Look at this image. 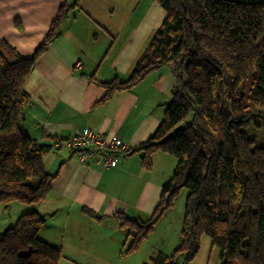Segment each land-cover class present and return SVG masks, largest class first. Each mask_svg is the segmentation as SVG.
<instances>
[{
  "label": "trees",
  "instance_id": "1",
  "mask_svg": "<svg viewBox=\"0 0 264 264\" xmlns=\"http://www.w3.org/2000/svg\"><path fill=\"white\" fill-rule=\"evenodd\" d=\"M78 1L61 6L32 58L0 42L1 206L36 204L51 191L56 174L43 163L51 148L33 142L22 127L25 85ZM155 2L164 19L128 78L97 83L105 102L164 66L175 78L160 124L133 152L141 153L146 169L156 152L173 156L176 166L150 219L116 216L130 232L126 252L138 249L185 188L180 244L144 264H191L203 237L218 249V264H264V145L247 133L249 118H262L264 141V2ZM45 221L36 212L23 214L0 233V264H59L60 249L38 239Z\"/></svg>",
  "mask_w": 264,
  "mask_h": 264
},
{
  "label": "crops",
  "instance_id": "2",
  "mask_svg": "<svg viewBox=\"0 0 264 264\" xmlns=\"http://www.w3.org/2000/svg\"><path fill=\"white\" fill-rule=\"evenodd\" d=\"M73 2L0 0V40L11 43L23 57H31L61 6ZM142 3L79 0L69 9L60 36L37 58L25 85L29 103L22 127L33 142L50 146L43 163L56 177L42 202L12 203L0 207V214L16 206L17 214L45 216L38 237L58 247L68 262L73 259L70 252L83 256L81 261L73 259L76 264H144L156 252L168 253L180 244L178 223L184 211H175L174 206L138 249L129 253L130 232L116 218L120 214L142 222L150 219L176 166L173 156L156 152L146 169L140 162L141 153L133 152L152 136L163 118L175 83L170 69L164 66L149 72L131 90L105 102H101L105 90L97 84L127 79L151 33L162 23L165 12L155 0L146 9ZM85 129L102 137L115 136L132 152L115 153L114 167L101 166L103 155L82 163L69 139ZM18 218L14 216L6 226ZM171 222L176 225L172 236ZM205 244L204 255L199 251L191 264H218V249L210 239Z\"/></svg>",
  "mask_w": 264,
  "mask_h": 264
},
{
  "label": "rangeland",
  "instance_id": "3",
  "mask_svg": "<svg viewBox=\"0 0 264 264\" xmlns=\"http://www.w3.org/2000/svg\"><path fill=\"white\" fill-rule=\"evenodd\" d=\"M235 1H240V2H245V3H250V2H254V1H247V0H235ZM149 2H150V0H143V3L141 4V7H143V9H146L147 7H148V4H149ZM59 12V11H58ZM58 14V13H57ZM57 16V15H56ZM56 18V17H55ZM54 18V19H55ZM54 21V20H53ZM52 21V22H53ZM52 22H51V24H52ZM51 24H50V26H51ZM50 26H49V29H50ZM102 29V27H98L96 30H98V31H101V29ZM49 29H48V31H49ZM156 30V29H155ZM155 30L151 33V35H150V38L152 37V35H153V33L155 32ZM102 32V31H101ZM48 33V32H47ZM93 34H95V31H94V33ZM47 35V34H46ZM46 37V36H45ZM149 38V39H150ZM92 39H94V37H92ZM148 39V40H149ZM95 40V39H94ZM0 42H2V43H5V44H8V45H10L12 48H14L15 49V47L13 46V45H11V43H9L8 41H4V40H0ZM39 47H37L36 48V50L38 49ZM16 50V49H15ZM36 50H34V52H33V55L31 56V57H29V58H32L33 56H34V53H35V51ZM17 51V50H16ZM18 52V51H17ZM19 53V52H18ZM20 54V53H19ZM22 56V55H21ZM165 67H167V68H169L168 66H165ZM170 69V68H169ZM170 71H171V69H170ZM171 73H172V71H171ZM172 75H174L173 73H172ZM189 119H191V116L189 117ZM262 122H263V119L262 118H259V117H254V116H251L250 118H249V123H248V127H247V133H248V137L250 138V139H255L259 144H262V145H264V141H263V132H262ZM187 193H188V191L185 189V188H183L181 191H180V193L174 198V200H173V202H172V206H174V210L175 211H177L178 209H179V212L180 211H183V206H184V202H185V198H186V196H187ZM171 206V207H172ZM0 207H2L1 205H0ZM13 210H8L7 212H2L1 214H0V233H2L3 231H5L6 229H8L9 228V226L11 227V226H13V225H8V226H6V222H8L9 220H11L14 216H16V218H17V216L19 217V216H21L19 213V215L17 214V208H16V206H12L11 207ZM171 209V208H170ZM169 210V209H168ZM182 214V213H181ZM180 215V214H179ZM177 216H178V213L176 212L175 213V221H176V223H177ZM182 222H183V217H182V219H180V221H179V223H178V226H181V228H179V230H181L182 229ZM12 224V223H11ZM174 226H176L175 224H174V222H171L170 223V227H169V231H170V233H169V235H174V232H173V228H174ZM177 226V227H178ZM172 230V231H171ZM178 230V229H177ZM168 235V236H169ZM165 236H167V234H166V232L164 233V237ZM175 236H176V229H175ZM177 237V236H176ZM179 238H180V235H179ZM178 238V239H179ZM38 239H40L39 237H38ZM209 238L208 237H203L202 238V243H203V245H201V247H200V252L201 253H203V255H204V248H205V243H206V240H208ZM41 240V239H40ZM178 246V245H177ZM203 246V247H202ZM175 249V248H174ZM173 249V250H174ZM171 252V251H170ZM69 253V257H71V258H73V259H75V260H78V261H81V260H83V256H81V255H77V256H71L72 254H74V253H70V252H68ZM169 253V252H168ZM68 257V256H67ZM62 258H64V257H62V255H61V258H60V260H59V264H76L75 262H77V261H75V260H73V259H71V262H68L65 258H64V260H61ZM130 262L132 261V260H129ZM198 262H196V264H197ZM117 264H119V263H117Z\"/></svg>",
  "mask_w": 264,
  "mask_h": 264
},
{
  "label": "built area",
  "instance_id": "4",
  "mask_svg": "<svg viewBox=\"0 0 264 264\" xmlns=\"http://www.w3.org/2000/svg\"><path fill=\"white\" fill-rule=\"evenodd\" d=\"M69 146L71 150L78 153L82 163H88L93 157L103 155L101 166L106 168L116 165V159L113 156L115 153H126L129 151L128 147L117 137H102L88 129L77 132L70 138Z\"/></svg>",
  "mask_w": 264,
  "mask_h": 264
}]
</instances>
